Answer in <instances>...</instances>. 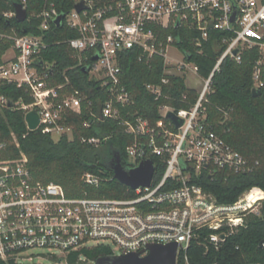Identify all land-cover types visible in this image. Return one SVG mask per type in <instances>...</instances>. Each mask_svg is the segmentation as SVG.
<instances>
[{
	"label": "built area",
	"instance_id": "obj_1",
	"mask_svg": "<svg viewBox=\"0 0 264 264\" xmlns=\"http://www.w3.org/2000/svg\"><path fill=\"white\" fill-rule=\"evenodd\" d=\"M47 2L39 14L43 34L12 37V48L0 59V83L26 88L33 103L20 100L15 106L25 116L36 111V130L54 140L72 139L70 117L75 114L87 116L86 128L116 123L132 138L124 168L133 170L149 160L155 172L149 186H125L127 191L121 197L88 192L70 197L62 186L37 180L24 153L0 160V260L33 263L100 246L108 247L114 256H145L150 245L176 243V264H191L193 243L206 252L220 250L248 215H261L264 192L249 190L234 203H224L199 183L204 172L213 179L224 173L250 174L259 166L213 130L203 103L223 62L231 59L241 64L248 51L257 53L253 90L264 87V0H74L62 25L78 36L65 42L77 54L78 66L87 70L89 81L98 86L94 97L76 88L64 72V81L54 83L61 72L43 59L49 48L45 34L62 14L55 3ZM79 3L84 5L80 12L75 9ZM5 17H15V12ZM182 27L198 33L193 41L198 47L214 41L222 49L208 78L200 76L199 66L178 47V36H163L164 30ZM134 48L140 50V60L163 61L161 83L146 85L156 100L163 96L169 77H184L185 82L195 77L203 83L196 103L189 109L161 106V118L156 122L130 113L134 98L122 83L119 57ZM8 103L0 96L2 107ZM169 113L183 125L177 127ZM228 117L226 113L225 120ZM108 139L84 137L82 141L98 147ZM156 163L164 167L160 178L156 177ZM82 179L87 187L96 189L106 178L87 172Z\"/></svg>",
	"mask_w": 264,
	"mask_h": 264
},
{
	"label": "trees",
	"instance_id": "obj_2",
	"mask_svg": "<svg viewBox=\"0 0 264 264\" xmlns=\"http://www.w3.org/2000/svg\"><path fill=\"white\" fill-rule=\"evenodd\" d=\"M49 2L55 3L62 15L74 8V0ZM47 3V0H0V59L12 48V37L43 34L40 30L42 19L39 14ZM15 4L25 7L28 15L26 21L19 23L15 17H5L6 13L15 12ZM171 33L178 36V47L199 66L200 76L208 78L222 49H219L214 41L203 42L202 46L198 47L193 42L198 33L185 27L176 31L164 30L163 36ZM77 36L76 32H71L64 25L52 24L51 30L45 34L49 48L44 51L43 59L53 64L56 71L61 72L54 83L64 81V72L76 88L94 97L98 86L89 81L88 74L78 66L80 60L77 54L65 42ZM140 56V50L134 48L123 52L119 57L122 83L134 98V104L128 108L130 113L156 122L161 118V106L189 109L196 103L198 93L188 88L185 78L180 76L169 77L168 84L163 87V96L156 100L146 85L161 83L164 77L163 61L157 59L147 63L145 59L140 60ZM256 59L255 51L245 52L241 64L226 59L220 72L214 76L211 92L203 103L207 122L213 130L248 159L259 162L256 171L250 174L224 173L211 179L206 172L203 173L199 183L224 203H234L249 190L259 189L264 192V87L260 90V96L253 95ZM262 80L264 82V74ZM0 96L14 104L12 108L0 105V146L4 145L0 148V160L16 159L24 153L29 160V169L37 180L62 186L70 197H81L85 192L94 196L124 195L127 188L113 178L111 169L115 155L120 156L124 167L127 165V147L132 143V138L123 134L120 126L108 122L86 128L84 122L87 116L75 114L70 117L74 125L72 139L64 136L54 140L41 129L31 131L27 128L24 110L15 106L20 100L26 105L33 103V98L25 87L0 83ZM104 96V93L101 94L103 99ZM226 113L229 114L228 120H225ZM84 137L109 139L98 147H93L82 141ZM157 166L156 163V177L160 178L164 167ZM87 172L100 174L106 179L98 188H89L82 179ZM112 255L108 247L100 246L69 254L67 257L51 256L44 262L16 263L0 260V264H93L101 257ZM189 256L191 264H264V203L261 215H248L243 226L237 228L220 250L210 248L206 252L203 247L193 243ZM82 257L85 259L82 260Z\"/></svg>",
	"mask_w": 264,
	"mask_h": 264
},
{
	"label": "water",
	"instance_id": "obj_3",
	"mask_svg": "<svg viewBox=\"0 0 264 264\" xmlns=\"http://www.w3.org/2000/svg\"><path fill=\"white\" fill-rule=\"evenodd\" d=\"M84 8L83 3L75 6V9L80 12ZM15 20L22 23L27 20V11L21 4L14 5ZM65 15H60L55 20L57 26H62ZM236 53V52H235ZM97 58H95L96 60ZM41 65V60L38 61ZM87 73V70L84 69ZM254 96H260L261 91L253 90ZM8 107H14V104L9 102ZM168 117L173 120L177 127L183 125V121L178 119L175 114L169 113ZM25 121L29 130L35 131L39 125V116L36 111H31L25 116ZM111 169L114 178L124 186L131 189L149 186L153 178L155 169L152 161H144L141 165L133 170L127 171L122 165L120 156L115 155ZM148 254L141 256L140 253H129L121 256H105L97 259L93 264H176L178 245L176 243L169 245H150Z\"/></svg>",
	"mask_w": 264,
	"mask_h": 264
},
{
	"label": "rangeland",
	"instance_id": "obj_4",
	"mask_svg": "<svg viewBox=\"0 0 264 264\" xmlns=\"http://www.w3.org/2000/svg\"><path fill=\"white\" fill-rule=\"evenodd\" d=\"M9 54L12 55V51H10ZM186 85L190 87L191 89H194L196 93H198V95L201 92L202 87H203V83L195 77H188L186 80ZM37 262H44V260H38Z\"/></svg>",
	"mask_w": 264,
	"mask_h": 264
},
{
	"label": "bare ground",
	"instance_id": "obj_5",
	"mask_svg": "<svg viewBox=\"0 0 264 264\" xmlns=\"http://www.w3.org/2000/svg\"><path fill=\"white\" fill-rule=\"evenodd\" d=\"M256 195H258V193H256V194H253V197H255Z\"/></svg>",
	"mask_w": 264,
	"mask_h": 264
}]
</instances>
